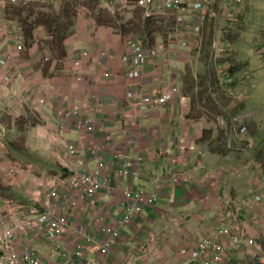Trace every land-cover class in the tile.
<instances>
[{
    "label": "crops",
    "instance_id": "1",
    "mask_svg": "<svg viewBox=\"0 0 264 264\" xmlns=\"http://www.w3.org/2000/svg\"><path fill=\"white\" fill-rule=\"evenodd\" d=\"M95 23L96 19H91L84 30H76V34L66 39L67 55L64 63L60 64V70L53 62L43 68L48 65L42 61L47 50H40L35 44L31 45L28 57L22 58L21 52H17L16 46L10 42L14 38L12 30H7L6 37L0 40L2 183L21 189L23 182L36 187L31 195L25 192V196H29L28 204L41 209V212L45 210L48 199L47 193L41 190V184L46 179L41 178L38 183L23 174L17 179L18 170L11 160L14 153L13 140L21 133L16 120L25 118L21 116L27 114L28 108H34L38 114L39 122L33 128L35 135H43L46 139L51 137L56 143L59 139H64L80 149L78 156L65 153L62 160L64 171L69 172L74 167L92 172L98 162L112 167L101 172L104 187L93 198L88 199L79 191H73L68 198L61 196L54 201L57 211L66 212L67 209L70 222V227L56 243L41 240V237H36L33 233L17 236L14 244L17 251L32 249L46 264H65L60 258L61 252L56 250L58 245L69 253L76 251L79 245L83 246L84 258L77 260L78 264H86L88 260L99 258L98 244L107 239L101 226L115 227L116 219L121 215L119 204L124 191L138 185L157 194L159 201L156 206L146 208L131 225L122 229V236L113 244L105 258V264H120L129 258L127 250L130 246H135L136 238L143 236V225L148 230L155 231L145 234L157 237L154 245L157 253L166 245L168 253H175L179 247L180 250L191 247L213 228L211 224L219 203L224 204L223 201L229 200V196L241 193L243 187L245 190L244 184L239 183L248 177L246 173L249 168L240 170L241 162L235 161L233 153L226 146L228 138L234 136L233 122L236 118L232 117L225 127L220 124V128L217 127L216 117H212L215 106L212 103V89L203 83L204 73L183 65L191 57L189 52L175 54L177 57L173 56L169 67H157L161 57L152 60L143 68L139 77L131 78L130 67L121 60L126 52L122 36L118 32L114 33L110 27L97 23L96 26ZM81 51L89 52L90 56L83 61L80 69H76L74 61L79 58ZM103 51L113 53L114 60L102 58ZM6 57H9V61L4 66L2 61ZM197 57L195 64L200 62L201 69L205 72L206 57L199 54ZM222 57L217 68L232 66V60L224 61L225 57ZM248 68L251 69V64ZM258 70L264 71L263 68ZM77 74L83 77L80 83L75 80ZM6 75L8 81L4 80ZM227 76L232 79L229 74ZM174 83L178 92L164 106L143 111L126 101L129 91L150 94L173 86ZM94 96L98 103L96 111L91 113L85 106L92 102ZM42 99L43 104L40 103ZM74 108H80L81 114H71L70 111ZM195 112L197 116H193ZM246 122L250 123L251 120ZM89 124L94 127L91 132L86 131ZM25 133L26 131L24 135ZM247 141H250L249 137ZM51 147L58 151V146L51 144ZM93 148L99 150L95 155L91 150ZM139 156L144 158V163L140 167L141 177L138 183L117 175L116 169L120 163L133 162ZM62 176L60 174L49 179ZM252 182L254 180L248 179L247 184ZM246 195L249 196L245 194L236 199L241 200ZM207 200V204H204ZM70 201H75L76 204L72 205ZM11 202L1 200L0 197V221L17 227L33 207ZM257 204L250 201L242 216L251 214L252 208ZM207 205L210 208L205 209ZM206 218L209 221L206 222ZM100 221L102 225L98 226ZM249 229L251 226L248 228L250 233ZM251 230L252 234L256 232ZM86 235L92 237L97 245H90Z\"/></svg>",
    "mask_w": 264,
    "mask_h": 264
},
{
    "label": "rangeland",
    "instance_id": "2",
    "mask_svg": "<svg viewBox=\"0 0 264 264\" xmlns=\"http://www.w3.org/2000/svg\"><path fill=\"white\" fill-rule=\"evenodd\" d=\"M66 6H70L71 15L75 14L72 15V18L64 19V22L70 21L66 26L68 39L76 34V30H79V32L84 30L91 19L95 21L97 16L103 14L112 17L117 28H110V30L114 33L118 32L122 36L124 45H126L125 40L128 38V40L133 39L146 46H151L146 44L139 33L132 29L148 17L145 11L137 8L117 7L114 12L109 13L101 7L100 0H65L61 3H51L48 0H21L20 3L14 6L5 5L0 7V20L3 23H9L11 26L27 27L24 21L30 25L35 21L38 13L60 17L63 15L62 10ZM22 7H26L28 10L23 11L19 16L18 11L26 9H21ZM150 17L153 20L161 21L157 24L159 30L153 34L155 41L152 44L159 51V56L154 59L161 57L159 58L160 64L157 67H169L172 65L173 56L177 57L175 54L181 55L184 52H189L191 57L188 59V64L183 63V65L191 66V68H196L204 73L205 80L203 79V83L207 88L211 87L212 89L213 100L212 98L211 100L215 104L212 117H216L217 127L220 128V125L225 127L226 122L228 124L232 117L236 118L233 122L235 127L234 136L226 143V146L227 148L232 147L229 151L233 153L237 163L241 162L239 164L240 170L244 167L249 168L247 173L243 170L248 177L239 183V185L244 184L245 190L243 187L241 193L236 192L235 196H229L230 199L226 202L223 201L224 204L220 202L213 223L210 222V224L213 228L220 225L224 207L231 201L238 202L240 197L245 194L249 196L260 195L262 200L254 205L251 214L246 216H242V214L240 218L242 223H245L244 226L247 228L251 226V229L256 231L252 234V230L249 229V234L251 237H255V242L261 247V250L258 251L245 245L237 249H231L228 252V259L225 264H264V71L258 70L259 68L264 69V0L216 2L209 7L205 19L197 23L200 29L199 32L194 31V27H196L194 20L178 21L177 16L171 12H157L150 15ZM24 33L22 29V46L24 48L20 53L22 58L28 57V51L31 47L26 44ZM14 34L12 32V35ZM49 34L44 27H35L31 33L32 46L35 44L40 50H50L48 42L51 41V36ZM10 42L14 47L19 44L14 38ZM197 54L206 57L205 72L202 71V64L199 61L195 64L198 60ZM213 54L214 57L212 58ZM222 56L225 57L224 61L232 60V66L228 67L226 65L222 69L217 68L218 62L223 58ZM216 57H218L217 61L215 60ZM209 58H211V63ZM49 64L44 65L43 68H47ZM249 64H251V69L248 68ZM55 66L60 70L61 65L59 63H55ZM228 74L233 80L232 83L229 82ZM173 87H176L175 83ZM193 116H197V112ZM21 117L25 118L16 120V124L21 128V133L13 140L14 148L12 150L14 153L11 155L12 163L18 170L19 176L17 179L23 174L24 177L36 180L39 183L42 179L57 177L60 174H69L67 170L64 171L62 160L67 152V146L72 142L69 143V141L59 139L56 143V140L51 137L46 139L43 135H35L33 128L39 121L34 108H28L27 114ZM249 120H251L250 123L246 122ZM241 126H246V134L237 131ZM24 131H26L25 135ZM248 137L250 141H247ZM51 144L58 146V151L53 150ZM248 179H252L254 182L247 184ZM20 186L23 188L3 184L0 179L1 200H11V204L16 205H27L29 196H25V192L27 195H31L35 192L36 187L25 185V182ZM242 198H247V195ZM207 202L208 200L204 204H207ZM32 207V210L29 209L27 213L28 216L25 215L26 217H32L41 212V209ZM207 208H210V206H205V209ZM21 209L23 210V208ZM204 220L209 221L207 218ZM2 222L4 221H0V224ZM98 224L100 226L102 222L100 221ZM142 230H145L142 232L143 236L140 235L141 237L136 238L134 241L135 246H130L127 250L128 257H130V253L131 255L137 254L142 246L147 248L146 245L150 242L152 236H150V233L146 235L145 232H155L154 230H148L145 225H143ZM195 237L198 239V236ZM42 239L44 240L43 237H41ZM135 247H138V250ZM168 250L166 245L161 252H153V261L149 263L175 264L179 260L180 247L177 248L175 253H168ZM95 260L98 261V264H105V258H96ZM64 263L68 264L65 261ZM120 264H143V261L134 263L127 261Z\"/></svg>",
    "mask_w": 264,
    "mask_h": 264
},
{
    "label": "built area",
    "instance_id": "3",
    "mask_svg": "<svg viewBox=\"0 0 264 264\" xmlns=\"http://www.w3.org/2000/svg\"><path fill=\"white\" fill-rule=\"evenodd\" d=\"M51 3H61L65 0H48ZM101 7L107 12H114L117 7L123 8H137L145 11L147 16L153 15L157 12H171L177 16L178 21L185 19L194 20L196 27L195 32H199L200 23L205 19L209 7L216 2L224 3L227 0H100ZM231 1V0H230ZM21 0H0V7L5 5H15L20 3ZM12 30L14 39L18 41V45L15 47L17 52L24 50L22 46V28L21 26H11L9 23H3L0 20V40L6 37V31ZM126 52L123 54L121 60L130 67L129 76L131 78H137L141 75L143 68L155 57L159 56L158 49L155 46L145 47L139 41L126 38ZM101 57L114 60L115 55L103 51ZM89 52L81 51L79 58L74 61V67L80 69L83 66V61L88 59ZM214 54L212 55V58ZM9 57H6L2 64L5 66ZM218 57H216L217 59ZM215 59V60H216ZM43 63L48 64L50 62L63 64L65 58H54L53 53L48 49L42 58ZM2 65V66H3ZM4 80L8 81V76H4ZM77 82H82L83 77L81 74H77L75 77ZM222 81V80H221ZM220 81V83H221ZM232 83L233 80L229 79ZM177 88L170 86L164 87L159 91L152 92L150 94H136L134 91H129L126 94V101H129L134 106L140 108L143 111L151 110L160 106L168 104L174 96L177 94ZM42 99L40 103H44ZM98 103L97 97L92 98V102L85 107L91 112L96 111V104ZM71 114H81L80 108H74L70 111ZM234 126V125H233ZM235 129V127H234ZM94 130L93 125H87L86 131L91 132ZM241 134H246V126H241L237 129ZM232 139L228 138V141ZM184 144V141H181ZM228 149H232L229 147ZM80 149L70 144L67 146V153L70 156H78ZM95 155L99 150L98 148L91 149ZM175 162V161H174ZM144 163L142 156L134 159L133 162L120 163L116 169V173L119 177L138 183L141 177L140 167ZM112 169L111 166L106 165L104 162H98L96 169L90 172L82 169H75L74 167L69 170V174L59 178L46 179L41 184L42 190L47 193V204L44 211L38 215L32 217L22 218L17 227L6 226L0 224V264H46L39 255L32 249H26L17 251L15 248V240L18 235L28 236L31 233L36 237H43L48 242L54 244L56 241L68 230L70 222L67 217V209L65 211H57V207L54 201H57L61 196L67 197L69 193L73 191H79L82 195L93 198L96 193L101 191L104 187V183L101 179V172L103 170ZM262 200L260 195L247 196L242 198L238 202L231 201L224 207L223 215L220 219V225L212 228L208 233L197 240L191 247L182 248L179 252V260L175 264H225L228 259V252L231 249H237L238 247L245 245L247 247L255 248L258 251L261 247L255 242V237H251L248 228L242 223L240 218L245 208L250 201L259 203ZM159 201L158 195L146 191L141 186H136L134 189L124 191L122 200L119 204L121 209V215L116 219L115 227L102 225L103 232L107 236V239L98 244L99 258H106L113 244L122 236V229L131 225L136 217L142 215L146 208H152L157 205ZM72 205H75V201H70ZM87 242L96 244L97 242L90 236L86 235ZM157 240L156 236L150 238V242L140 247L139 252L135 255H131L125 261L134 263L136 261H143V264H151L153 261L152 253L156 252L153 248ZM56 250L61 252V259L68 264H78L77 260L84 258V247L79 245L77 250L69 253L63 249L60 245ZM138 250V247H135ZM153 249V250H152ZM86 264H98L96 260H88Z\"/></svg>",
    "mask_w": 264,
    "mask_h": 264
},
{
    "label": "trees",
    "instance_id": "4",
    "mask_svg": "<svg viewBox=\"0 0 264 264\" xmlns=\"http://www.w3.org/2000/svg\"><path fill=\"white\" fill-rule=\"evenodd\" d=\"M26 5V4H24ZM14 6V5H10ZM19 6V5H16ZM26 8L22 7L21 9ZM28 10L27 8L21 11H18V15L21 16L22 12ZM71 8L70 6L64 7L62 10V16L55 17L51 14H45V13H38L37 17L35 18V21L32 22L30 25L24 21V23L27 25L23 26L22 29L24 30L25 34V42L28 44V47H30L33 44V38L31 37V33L35 27H44L49 35L51 36V41L48 42L50 51L53 53L54 58L57 59H63L66 57V47H65V41L68 38V35L66 34V26L69 24L70 21L64 22V19L66 18H72L71 15ZM96 23L100 26H107L110 28H117L114 20L112 17L101 14L99 17L96 18ZM158 23H161L159 20H153L150 16H148L142 23L137 24L132 29L139 33L141 39L148 45H151L155 41V37L153 36L154 32L159 30ZM63 27V28H62ZM139 30V31H138ZM31 39V40H30ZM143 44V43H142ZM144 45V44H143ZM145 47H151L146 46ZM231 73V71H230ZM68 175L64 174V176Z\"/></svg>",
    "mask_w": 264,
    "mask_h": 264
}]
</instances>
